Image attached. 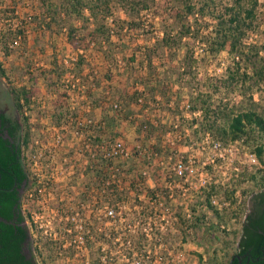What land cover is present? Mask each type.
<instances>
[{"label": "rangeland", "instance_id": "374dc122", "mask_svg": "<svg viewBox=\"0 0 264 264\" xmlns=\"http://www.w3.org/2000/svg\"><path fill=\"white\" fill-rule=\"evenodd\" d=\"M64 1L56 18H49L43 16L39 0H0L1 80L7 90L24 86L30 93L31 104L24 108L30 126L25 152L34 158L42 154L41 170H53L55 178L52 199L44 190L43 200L27 201L39 215L37 224H42L34 230L35 242L48 255L47 264H84V249L74 251L72 241L64 252L68 236L54 232L67 220L75 226L86 217L94 224L92 213L102 216L104 227L116 226L120 231L103 235V264L225 263L239 233L243 210L239 216L231 212L238 204H248L253 190L248 175L255 172L258 161L252 159L251 142H224L206 136L200 131L201 114L191 111L188 104L195 92L201 91L214 103L225 102L229 114L247 107L264 112V80L256 81L247 57V63L244 59L237 63L243 77L231 79L229 70L237 64L230 52L211 51L207 43L187 37L173 59L168 57L167 48L157 47L152 53L154 69L148 68L143 50L154 44L164 24L171 22L178 27V18L175 22L168 16L180 4L178 0H131L138 2L136 9L130 0H110L108 8L94 14L85 8L82 15L68 13ZM142 1L147 7L140 8ZM191 1L196 11L202 0ZM220 2L229 5L234 0H212L209 10L214 5L221 8ZM263 2L259 0L257 5L259 14H264ZM189 19L193 20V15ZM133 20L140 23L131 27L128 21ZM199 20L204 32L212 31L215 19L209 13ZM69 27L74 28V39L68 37ZM9 28L20 29L16 42L15 33L1 40ZM243 46L249 55L258 48L256 58L264 57V22L248 31ZM186 50L193 61L189 74L181 78L175 65ZM223 78L228 80L218 86ZM136 85L148 91L161 85L165 98L158 90L155 98L161 103L149 94L147 102L142 100L144 104L133 101L129 94ZM118 98L125 108L120 112L110 106V101ZM101 104L113 117L109 123ZM173 110L176 114L172 116ZM140 121L151 122L153 131L146 126L137 131ZM163 127L167 131H161ZM96 136L99 141H95ZM154 143L158 144L156 152L151 147ZM107 145L120 155L112 159V167L103 178V199L98 205L100 187L90 168V156L94 153L95 157ZM180 160L185 166L182 173L174 170ZM210 183L216 186L213 203L224 206L222 223L207 207L196 203ZM232 188H236L234 206L225 194ZM105 204L120 212L121 218L113 221L105 216L106 209L101 206ZM175 211H180L183 219L174 218ZM187 212L191 214L187 216ZM201 215L203 224L190 225L192 218ZM88 244L92 246L90 257H98L95 234ZM59 251L66 253V260L58 256Z\"/></svg>", "mask_w": 264, "mask_h": 264}, {"label": "trees", "instance_id": "16d2710c", "mask_svg": "<svg viewBox=\"0 0 264 264\" xmlns=\"http://www.w3.org/2000/svg\"><path fill=\"white\" fill-rule=\"evenodd\" d=\"M39 1L45 11L43 16L48 15L49 18H56L57 10L63 0ZM178 1L180 4L168 14L169 17H172V21L178 18L177 20L180 21L178 27L174 28L171 22L164 24L162 34L156 38L154 44L152 46H147L146 49L143 50L144 60L148 68L151 70L154 69L152 65V53L157 47L162 46L167 48L168 57L173 59L174 52L180 48L184 37H187L195 38L199 40L200 43H207L211 51L227 50L232 54L233 61L236 64L239 63L241 59H244L246 62L247 57L248 62L251 61L250 64L253 67L254 75L257 77L256 81L264 80V57L261 58L258 56V58H256L259 51L258 48L254 50L252 55H249L248 48L243 46V39L246 37L248 31L253 29L257 24L264 22V14H259L257 12L259 0H234V3L229 5L220 2L221 8L214 5L213 10H209L212 0H202L199 1L196 11L195 3L191 0ZM129 2L131 6L136 9L137 6L135 7L134 5L138 2H131V0ZM142 2L140 8L147 7L146 1ZM64 3L67 4V7H64V9L68 11V13H78L82 15L85 8L89 9L90 13L93 14L95 10H104L108 8L110 0H65ZM245 3H248V5L246 6ZM213 4H215V2ZM206 12L215 19V24L211 32H204L199 23V19H201ZM190 15H193V20L189 19ZM128 23L132 27L138 25L140 22L133 20L128 21ZM68 32V37L74 39V28L69 27ZM7 34H13L15 36L13 41H15L17 35L20 34V29L9 28L7 32L3 33L1 37L2 41L5 40L4 38ZM108 37L109 36L106 38ZM3 47H5V52L8 53L6 42H3ZM250 56H252V58ZM131 58H133V56H131ZM192 61L193 57L187 50L182 57L177 59L175 72L178 77L182 78V76L189 74ZM239 66L240 65L237 64L234 69L229 70L228 76L231 79L235 78V75L237 77H240V75L243 77V74L239 72ZM0 73L4 74V68L1 62ZM225 79L228 80V78L220 79L218 86L225 84ZM9 88L20 111L21 118L25 123L24 143L25 146H27L30 136V126L27 124L28 116L24 108L31 104L30 93L24 86H10ZM158 90L160 96L162 97L164 95L163 98H165L166 90L162 88L161 85H159V88L156 87V90L155 87L152 86L150 91L144 89L143 86L136 85L134 90L129 94V97L133 101L140 103L141 100V103H143V100L145 103L147 102V95L149 94L154 102L161 103V100L158 101L155 98V93ZM204 94L201 91H196L195 95L191 98L192 103L188 104L191 111L201 114V120L199 121L200 131L209 138L224 142L229 139L232 141L241 140L244 142H251L254 146L255 157L258 161L255 172H251L248 175V179L253 186V190L249 196L250 203L245 204V206L243 205V208L241 204H238L236 208L233 207L234 209L231 212V215L239 216L240 209L243 210L240 219L239 233L234 242H232L233 248L230 252H227L228 256L223 264H228V262L230 264H264V112H259L255 107H247L229 114L226 110L227 105L225 102L214 103L210 100L211 96L204 98ZM119 101V98L110 101V106L114 111L120 112L125 109ZM97 102L99 103V101ZM101 105L104 119L109 123V121L113 120V117L111 115L108 116L109 108L105 105L103 106V104ZM175 111L176 110L172 111V116L176 114ZM103 122L104 121H101V123ZM193 122H196V119H193ZM148 124H150L149 127ZM142 126H146L147 130L153 131L151 122L140 121L137 126V131L141 130ZM161 131L164 132L167 131V129L163 127ZM257 137L262 139L258 140ZM99 140L100 137L96 136L95 141ZM157 145V143L151 145L154 152L158 149L156 148ZM6 146V144L0 142V187H2L0 188V264H47L48 255L43 254V251L37 246L36 240L29 239L30 228H28L24 222L15 223L23 219L25 220V216L20 209L17 185L21 184L23 180H28L30 170L27 166L23 165L18 149H16L14 145ZM111 149L112 146L107 145L105 150L97 153L95 152V157L92 158L93 155L90 156V159H92L90 168L95 171L97 177L96 182L102 189L103 178L106 177V173L109 171L110 166L112 167V159L120 155V153H111ZM110 185L112 184H106L108 188L113 190L114 188ZM208 185V189L203 188V190H205V192L201 194L203 198L197 200L196 203H198L201 208L207 207L213 215L218 218V222L222 223L224 220L222 208L224 206L220 208V206L213 203L212 196L216 194V186L211 183ZM235 191L236 188H232L225 192L229 204H233V206L236 205L237 201ZM243 191V193H245L247 189ZM179 218L183 219V216L180 215ZM203 220L205 221L203 215L195 216L190 220V225L197 227L204 223ZM181 221L185 223L186 220ZM231 256L234 257L230 259Z\"/></svg>", "mask_w": 264, "mask_h": 264}, {"label": "built area", "instance_id": "2783aa9c", "mask_svg": "<svg viewBox=\"0 0 264 264\" xmlns=\"http://www.w3.org/2000/svg\"><path fill=\"white\" fill-rule=\"evenodd\" d=\"M17 40H15L16 42ZM120 149V148H119ZM111 153L115 154L117 153L115 150H113V147L110 151ZM94 153H92L93 155ZM252 155V159L253 161H256V157L255 154H251ZM34 156V155H33ZM41 156L42 154H40L37 158L31 157L29 156L27 153L25 154V162L26 165L28 167V169L30 170V174L32 175L33 179L42 187L45 188L46 190L49 188V184L52 183V181L55 180L54 178V173L53 170L49 171L47 169V171H42L41 168L43 166L42 161H41ZM181 161V160H180ZM39 163V166H38ZM182 161L180 163H178L176 166H174V170L178 171V173H182L183 170L185 171V166L183 164H181ZM37 165L38 168L35 169V166ZM186 167H188L186 165ZM100 187V186H99ZM102 191L103 189L100 187V196L98 199H96L97 202H99L98 205L101 204V200H102ZM172 194H169V197H171ZM214 201V200H213ZM98 205L96 207H98ZM104 206L105 210V216L109 217L111 220L115 221L117 218H121V214L120 212L116 211L113 207L105 204V205H101ZM168 208V206L166 207ZM191 214V212H187V216H189ZM90 216H93L94 218H96V222L93 224L91 223L90 220H87V218H84L83 223L80 224H75L72 225L70 221L67 220V222L65 223V225L59 227L57 230H55L54 235L56 233H63L64 236H68V244L67 239L66 242L63 244L65 248H62L64 252H66V249L69 247V245L71 244V242H74L73 245V250H77V249H84V252H82L83 254V258H84V264H101L102 260H103V254H102V250H103V239H104V234H109L110 232L116 231V232H120L118 229H116V226L114 229H112L111 227H104L103 225V218L100 215H93L89 214ZM182 215V213H180V211H175L174 213V218H179V216ZM38 214L34 211L30 209V214L28 215V222H29V228H30V232L34 238V240H36V234L34 233L35 229H39L41 228L42 224L39 223L37 224V218H38ZM90 218V217H88ZM46 231V230H45ZM97 236V241H98V247H99V251L100 254L98 252V257L96 256V258H91L90 257V253L89 251H91L92 246L89 245L88 243L93 239V235ZM147 234H149L147 232ZM78 235V236H76ZM89 239H91L89 241ZM116 239H118V236H116ZM160 240V237L158 236V238ZM82 243V244H81ZM162 244L158 243V247H162ZM82 250V249H81ZM88 250V252L86 251ZM62 251V250H61ZM59 251V257H66L64 260L67 259V255L66 253H63ZM77 253V252H74ZM103 264V263H102Z\"/></svg>", "mask_w": 264, "mask_h": 264}, {"label": "flooded vegetation", "instance_id": "af4514ba", "mask_svg": "<svg viewBox=\"0 0 264 264\" xmlns=\"http://www.w3.org/2000/svg\"><path fill=\"white\" fill-rule=\"evenodd\" d=\"M24 125L25 123L21 118L20 111L16 105V102L9 89L7 90V88L3 86V82L0 76V142H3L7 146L14 145V147L18 149L20 153V158L23 165L27 166L24 157L26 154V146L24 143ZM48 187V191L45 188H42L33 179L31 174H29L28 180H23L21 184L17 185V192L20 200V209L25 216L24 223L28 226V228V215L30 213V206L27 201L38 202L40 200H43V198H45V196L42 195L44 190L45 193L48 194V199H52L54 197L55 181H52V183H50ZM248 203H250V199ZM29 239H34L32 238L30 229ZM233 257H231V259ZM228 264L230 263L228 262Z\"/></svg>", "mask_w": 264, "mask_h": 264}, {"label": "water", "instance_id": "95a60500", "mask_svg": "<svg viewBox=\"0 0 264 264\" xmlns=\"http://www.w3.org/2000/svg\"><path fill=\"white\" fill-rule=\"evenodd\" d=\"M14 184V183H13ZM0 188H2V187H0ZM5 189H7V188H5ZM3 220H6V219H3ZM7 221H10V222H13V221H11V220H7ZM25 220L23 219L22 221H20V222H15V223H21V222H24ZM251 256V255H250ZM232 257V256H231ZM237 257H238V255H237ZM231 259V258H230ZM230 261V260H229ZM238 261H239V258H238ZM241 264V263H240Z\"/></svg>", "mask_w": 264, "mask_h": 264}]
</instances>
